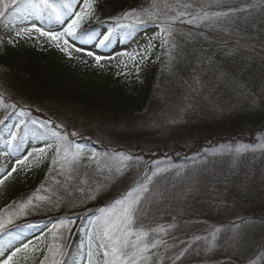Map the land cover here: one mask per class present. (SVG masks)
Returning <instances> with one entry per match:
<instances>
[{
    "label": "rangeland",
    "instance_id": "rangeland-1",
    "mask_svg": "<svg viewBox=\"0 0 264 264\" xmlns=\"http://www.w3.org/2000/svg\"><path fill=\"white\" fill-rule=\"evenodd\" d=\"M103 1L98 0L97 4ZM212 1L177 0L167 5H183L181 12H185L183 9H187L190 5L194 9L195 5H211ZM210 9L211 7L208 9L203 7L201 12L209 14ZM222 10L224 9H220ZM218 11L211 12L214 14ZM186 12L191 15L179 16L175 24L197 15L196 8L194 11L186 10ZM174 16L177 14L171 17ZM209 16L213 18L203 22L197 20L192 25L206 23L214 27L221 24V19L224 17L216 18L211 14ZM92 20H86L78 32ZM161 20L156 25H150L148 22L132 26L139 29L130 35L129 29H121L124 33L128 31L124 35L114 32L112 27L102 26L97 30L94 40L74 42V46H79L84 51L72 50V59L49 45L44 37L36 39L38 34H32L34 38L31 40L38 47L54 52L55 64L74 87L90 89L95 94L113 96L122 88L120 103L127 101V104H130L123 111L89 104L86 107L74 103L64 105L42 97L33 99L23 93L18 95L14 88L7 87L5 72L0 67V93H3L5 102L10 103L16 100L21 105V109L31 113L29 119H50L54 122L53 126L56 123L62 125L61 132H76L75 137L70 136L73 148L77 143L85 148L79 163L74 167L66 165L63 169L59 166L53 168L51 151L47 153V156L33 153V156L28 158L30 168L15 179L6 182V187L0 188L1 199L10 188L14 189L21 185L12 199L0 206V218L13 217V222L7 226L6 230L24 224L30 228H36L27 238L10 245L14 249L29 244L27 253L20 254V264H41L45 256L49 257L48 264H51V254L47 252L45 246L53 244L61 247L64 253L57 259L65 262L72 244L76 247L75 264H87L86 253L91 221L100 215L102 208L110 206L114 200L137 187L138 182L145 181L146 177L151 176L158 169L163 171L153 177V182L149 186L151 191L146 194L148 200L144 202V207L147 210V218H150L148 225L163 228L164 231L150 236V239H159L161 242L156 249H152L147 254L149 259L146 264H179L178 261H181L184 255H189V261L192 262L190 264H216L209 258V253H206L205 249L209 247L208 242L212 240V233L217 228L220 229L219 233L221 230L227 233L224 246L240 255L241 263L234 264H244L246 260L254 256L264 233V225L261 223L264 219V209L250 206L243 201V192L238 190V185L241 181L247 182L248 174L243 179L233 181L235 176L242 174L239 163L226 157L213 159L209 157L196 165L188 166H184L182 162L178 164H164V162L172 161L174 158L188 157L191 155L190 150L199 142H206L217 133H222V131L217 132L212 124H222L225 119L227 121L230 115L228 108H233L244 101L247 91L252 90V93L260 91L262 81L264 82V65L261 64V57L255 56L254 64L249 61L250 70L241 75L240 87L231 82H218L214 68L222 70L231 67L234 63L233 58L218 56L215 55L216 53L180 51L177 44L174 47L175 30H178L174 24L173 35L168 37L170 51L163 50L157 56L159 73L154 77L148 91V102H132L128 95V88L123 85L130 76L136 77L137 80L140 78L133 68V61L121 53L144 52L149 43L152 44V41L148 39L161 35L157 27ZM6 23V21H0V55L3 52L2 41H8L10 38L5 27ZM260 23L261 21L257 19L235 21V25L244 30L256 24L262 28ZM41 26L47 28V20ZM59 26L53 21L52 28ZM109 31H112L110 42L106 47L100 46L99 40L103 39ZM177 32V36L184 41L194 43L190 39L191 34L194 33L183 32L180 29ZM28 41L19 40L16 44H27ZM70 43L73 42L70 40ZM87 50L105 57H115V59L102 60L101 63L106 67L98 68L93 59L85 55ZM139 59L136 57L137 61ZM84 60L88 63H84ZM125 64L128 66L126 69ZM121 71L130 74L120 75ZM20 110L11 115L7 123L9 127L20 119L18 116ZM30 127L39 130V125H30ZM6 129L8 134V128ZM3 145L4 143L0 145V151L4 150ZM44 146L45 137L40 136L33 140L32 132H30L19 155L13 152L11 157L0 156L2 169L0 177L5 169L10 170V165L14 163L16 157H23L28 151H32V148ZM116 150L120 152L116 153ZM93 152L97 154V159L89 161L88 157ZM107 153L109 155L111 153L112 156ZM121 153L132 159H121L119 155ZM45 162L47 168L41 169L45 170V173L39 178L38 171ZM243 162L241 161V164L244 168ZM233 164L236 166L233 167ZM117 168L121 169V172H117ZM260 177H264V162ZM190 188L196 190L192 192ZM36 196L44 197V199L37 200ZM30 198L32 204L25 212L15 215L19 212L18 206L26 203ZM202 203L208 204L211 209L206 213L207 217L201 212ZM33 217L44 218L38 223H25ZM69 219L75 223L69 225L67 223ZM61 221L64 224H61ZM236 232L243 234L239 250L233 248L230 243V238ZM196 236L207 237V241L195 240ZM98 243L99 241H94L93 248ZM82 246L83 250H81ZM194 247L200 252L199 256L197 255L198 261H194L193 253L187 252V249L192 251ZM33 248L41 251L33 252ZM78 251L82 254L77 253ZM181 251H184V255L176 259Z\"/></svg>",
    "mask_w": 264,
    "mask_h": 264
},
{
    "label": "trees",
    "instance_id": "trees-1",
    "mask_svg": "<svg viewBox=\"0 0 264 264\" xmlns=\"http://www.w3.org/2000/svg\"><path fill=\"white\" fill-rule=\"evenodd\" d=\"M171 2L174 3L177 2V0H104L101 4H97L96 17H99V19L94 17L92 21L84 25L78 32V35L88 30V32L91 33V38L86 40L92 41L97 35V30L102 26L112 27L114 32L125 35L128 31L124 33L122 28L113 27L115 21L122 17L123 13L129 11L141 12L142 9H148L149 11L157 13L160 19H164V14L171 17L182 11L181 8L183 5H167ZM203 7H206V9L211 7L208 11L211 15H213L211 11L218 10V12L228 13V15L222 16V23L214 27L206 23L204 25L199 23L196 27L192 24H185L179 21V23L174 26L178 29L175 30L176 42L174 47H176L177 44L180 51L184 53H193L194 51L195 53H216L215 55H224V57L230 58L225 55L226 41L231 40L234 42L241 32L251 31L257 41L264 38V0H213L211 5H195L194 9L196 8L197 15H202L203 12L201 11H203ZM194 9L190 5L187 9L183 10L186 12V10L194 11ZM220 9L224 10L220 11ZM232 9H242V11H232ZM160 19L148 22L150 25H156ZM249 19L261 21L260 25H262V28L256 24V26H251L247 30H244L235 25V21L240 22ZM120 22L125 24L133 23L131 18H129V20H121ZM232 24L234 25L232 26ZM133 26H139V24H133ZM138 29V27L130 28L129 35L131 33H136ZM179 29L183 32L190 31V33H194L197 37L191 34L192 37L190 38L194 43L186 42L183 38L177 36V31H179ZM159 37L148 39L152 41V44L155 46L151 49L148 58L140 65L138 75L140 79L137 80L136 77L130 76L123 85L125 88H128V95L129 98L132 99V102H148V91L151 88L154 77L159 73L157 56L163 50H169L168 48L160 46ZM1 45L3 52L0 55V67H2L5 72L7 87L14 88L15 93L18 95L23 93L25 96L33 97V99L42 97L43 99L56 101L64 105L74 103L86 107L87 104H89L116 111L126 110V107L128 108L130 105L127 104V101L123 104L120 103L122 88L113 96L95 94L90 89L74 87L69 83L66 75L62 73L55 64L54 52L47 48L38 47L32 40H29L27 44L20 43L15 45L9 44L8 41L4 40ZM255 56L261 57L259 43L256 44ZM262 98L264 99L263 81L260 91L257 90L254 93H252V90L247 91L244 101H241L233 108H228L230 115L227 121L225 119L222 124H212L217 132L222 131V133H217L206 142H199L190 150V156L184 157L183 159L174 158L172 161L167 160L164 164H178V162H182L184 166L196 165L209 157L212 159L215 157H226L235 160L239 163L242 174L235 176L233 181L239 178L243 179L245 175L248 174L246 183L249 192H243V201L247 202L250 206H257L259 209H264V177H260L261 167L264 162V100ZM10 103H16L17 110L22 108L16 100H12ZM6 113L13 114L12 110L0 105V119H3ZM8 121H6V123H8ZM6 131V127L0 125V145L5 142V138L7 137ZM38 137L40 136L32 133L33 140H36ZM93 147L97 150L99 149L98 147ZM236 149H240V152L237 153ZM99 150L102 151V149ZM21 151L22 147L14 152L16 155H19ZM105 152L107 151L105 150ZM115 152L119 153L120 150H116ZM107 154L109 155V153ZM257 155L259 156L254 157ZM109 156H112V154L110 153ZM241 161H244V168L242 167ZM248 161L250 162L249 164ZM44 168H47L46 162L38 171L37 175L39 178L45 173V170H41ZM1 170L0 168V172ZM259 177L261 179L260 181ZM18 187H21V185L16 186L14 189L10 188V190L7 191L8 193L0 199V206L5 205L18 193ZM210 211L209 205L202 203V214L205 215ZM207 216L208 214H206V217ZM42 218L44 217H33L26 220L27 222L25 221V223H38ZM147 220L149 222L150 218H147ZM261 223L264 225V219ZM35 229L36 228L25 226V224L23 226L16 225L0 235V242L5 246H10L27 238ZM226 235V231L221 230V233L218 235L219 238H217L216 241L218 246L208 255L216 264H234L241 261L238 253H233L230 251L231 249H227L224 246ZM262 236V240L258 244L254 256L246 260L244 264H264V233ZM195 249L196 247H194L192 251L191 249H187V252L189 254L193 253L194 261H198L200 252ZM75 251V245L73 246L71 244L65 259V264H75ZM77 253L82 254L80 251ZM180 260L181 261H178L179 264L192 263L189 261V255H184Z\"/></svg>",
    "mask_w": 264,
    "mask_h": 264
},
{
    "label": "snow or ice",
    "instance_id": "snow-or-ice-1",
    "mask_svg": "<svg viewBox=\"0 0 264 264\" xmlns=\"http://www.w3.org/2000/svg\"><path fill=\"white\" fill-rule=\"evenodd\" d=\"M97 3L98 0H0V21L7 22L5 27L10 36L8 40L9 44L15 45L19 40H31L34 38L32 34L35 33L38 34L35 37L36 39L44 37L49 45L54 46L59 51L68 55L69 59H72V50L75 52L84 51L81 47L74 46V42L77 40L84 42L86 39L91 38V33L88 30L79 35L77 33L86 20H92L93 17H96ZM232 11H242V9H232ZM164 15L165 18L157 24V27L161 33L159 37L160 46L169 48L168 37L173 35V26L176 20L179 16L191 14L179 12L174 17ZM213 15L219 18L228 15V13L216 12ZM129 18L132 19V24L120 22L121 20H129ZM212 18L207 12H204L203 15H193L191 19L181 21V23L195 24L197 20L203 22ZM96 19H99V17H96ZM157 19H160V16L148 9H142L141 12L129 11L123 13L122 17L115 21L113 27L130 29L133 24H144L148 21H156ZM45 20L48 23L47 28L41 26ZM53 21L57 22L60 26L52 28ZM111 36L112 31L104 35L103 39L99 40L100 46L106 47L107 43L110 42ZM70 40L73 43H70ZM257 43L260 44L261 64L264 65V38L257 41L251 31H246L241 32L234 42L231 40L226 41L225 55L233 58L234 63L231 67L223 68L222 70L214 68L217 80L231 82L235 86L240 87L241 75L245 71L250 70L249 61L253 64L255 63L254 54L256 53ZM154 46L149 43L142 53L130 54L125 52L121 53V55L128 56L133 61V68L136 70L137 75H139L140 65L148 58L149 51ZM168 54L170 55V52ZM85 55L92 58L98 68L106 67V65L101 63L102 60L115 59V57L94 54L91 50H87ZM136 57L140 58L139 61L136 60ZM83 62L88 63L87 60ZM127 67V64H125L124 68L126 69ZM119 74L127 76L130 73L121 71ZM0 105L11 109L12 113H15L17 110L16 103L5 102L3 93H0ZM10 116L11 113H6L3 119H0V125L8 128V134L3 145L4 150L0 151V156L11 157L14 151L24 145L30 132L45 137V146L32 148V151H28L23 157H16L14 163L10 165V170L5 169L2 177H0V188L6 187V182L15 179L30 168L28 158L33 156V153L47 156V153L51 151V163L54 169L57 166L63 169L66 165L74 167L75 164L80 162L85 148L78 143L73 148L72 141L70 140V136L75 137L77 135L76 132H61L62 125L56 123L53 126L54 122L50 119H29L31 113L24 109H21L18 113L20 119L9 127L6 121L10 119ZM30 125H39V131L31 128ZM236 151L239 153L240 149H236ZM119 155L121 159H132V157L124 156L122 153ZM96 159L97 154L95 152L88 157L89 161H95ZM37 163H39V160H37ZM235 166L233 164V167ZM160 171L163 170L158 169L154 171L151 176L146 177L145 181L138 182L137 187L127 191L121 198L114 200L110 206L102 208L100 215L91 221V231L88 233V250L86 253L87 264H146L149 259L147 254L152 249H156L161 242L159 239H150V236L164 231L163 228L150 227L148 225L147 210L144 207V202L148 200L146 194L151 191L149 186L153 182V177ZM117 172H121V169L117 168ZM195 190L194 188H190L192 192ZM238 190L244 193L249 192L246 181H241L238 185ZM35 199L42 200L44 197L36 196ZM31 204V198L26 203L20 204L18 206L19 212L15 215L25 212ZM12 222V216L6 219L0 218V235L5 232L7 226ZM67 223L70 225L74 224L75 221L69 219ZM245 223H248V221H245ZM61 224H64V222L61 221ZM219 232L220 229L217 228L212 233V240L208 242L209 247L205 249L206 253H211L218 246L216 241ZM202 239L207 241V237H195V240ZM242 240V233H234L230 238L231 246L239 250ZM94 241H99L95 248H93ZM45 247L47 252L51 254V264H65L63 260L57 259V257L64 255L61 247L55 244L51 246L46 245ZM28 249L29 244H24L22 247H15L13 249L0 242V264H20V254L27 253ZM81 250H83V246ZM36 251L41 250L33 248V252ZM184 251H181L176 259H180L184 255ZM48 260L49 257L45 256L41 264H48Z\"/></svg>",
    "mask_w": 264,
    "mask_h": 264
}]
</instances>
